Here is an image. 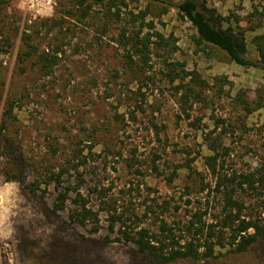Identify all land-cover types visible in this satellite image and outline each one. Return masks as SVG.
<instances>
[{
  "label": "rangeland",
  "instance_id": "obj_1",
  "mask_svg": "<svg viewBox=\"0 0 264 264\" xmlns=\"http://www.w3.org/2000/svg\"><path fill=\"white\" fill-rule=\"evenodd\" d=\"M77 1L11 0L7 18L13 24V45L0 55V118L9 92L23 95V100L7 138L0 139V264H154L133 245L116 240L118 235L108 230L110 214L140 213L145 205L163 200H169L171 207L182 205L189 174L185 165L191 159L192 167L213 182L203 165L208 154L204 133L216 136L226 131L221 139L229 148L230 167L256 166L264 157V107L245 114L233 100L239 91L250 101L264 93V70L240 66L201 42L174 5L163 12L158 2L117 0L112 15L94 6L81 20L62 17L59 11L66 7L81 9ZM200 1L217 20L226 19L223 27L239 26L245 55L260 59L264 0ZM146 7L144 21H135L133 14ZM30 23L39 29L36 41L42 47L62 48L49 76L38 72L32 60L25 62V73L15 70L21 32ZM124 30L129 36L140 32L152 42L149 70L143 74L126 64L120 36ZM133 58L136 61L137 55ZM180 66L191 73L192 87L200 93L191 109H182L176 82L166 75L169 68L179 71ZM138 88L143 110L132 122L127 112L133 102L124 100V93ZM187 112L189 119L184 116ZM116 113L124 116V123L115 120ZM193 119L196 129L189 124ZM79 141L94 145L93 154H86L87 165L80 168L84 172L80 189L88 206L99 213L96 232L91 225L68 219L70 200L65 209L54 211L57 190L54 184L41 182L47 169L57 170L74 157ZM69 183L76 181L65 176L62 185ZM160 209L157 214L169 221L185 211L162 214ZM106 234L110 242L104 240ZM215 262L264 264V239L245 254H220Z\"/></svg>",
  "mask_w": 264,
  "mask_h": 264
},
{
  "label": "trees",
  "instance_id": "obj_2",
  "mask_svg": "<svg viewBox=\"0 0 264 264\" xmlns=\"http://www.w3.org/2000/svg\"><path fill=\"white\" fill-rule=\"evenodd\" d=\"M78 0L80 8L66 7L59 11L63 16H72L81 20L89 14L94 6L105 8L111 15V7L117 0ZM158 2L166 12L169 6H175L178 12L186 18L195 29L198 39L224 52L228 58L243 67H257L264 70V46H258L259 60H253L245 55L246 41L243 30L239 26L221 25L206 3L200 0H179L170 3L168 0H147ZM11 0H0V55H4L12 47L11 29L13 25L7 18L11 10ZM78 11V12H77ZM77 12V13H74ZM132 14V13H131ZM148 14V8L139 10L133 14L135 21L143 22ZM264 15V11L261 12ZM118 16V13H114ZM45 24V23H44ZM149 26L152 27V23ZM40 35L39 29H35L32 23L24 26L21 32V46L16 57V71L25 73V62L32 60V65L44 76H49L59 62L62 52L60 46H41L36 38ZM120 36L127 58L126 64L135 65L139 72L149 70V52L151 40L149 37L140 36V32L129 36L122 31ZM128 49H126V47ZM137 60L134 61V56ZM166 75L169 81L174 83L178 102L182 109H191L194 102L199 99V91L192 87V77L189 71L180 66L179 71L175 67L168 69ZM190 77V79H187ZM196 79V78H194ZM124 93V100L132 101L129 105L128 120L136 122L137 112H141L143 93L140 88ZM9 92L1 112L0 139L7 138L10 126L18 117L17 111L21 109L23 95ZM138 95V96H133ZM233 100L241 105L245 114L264 107V93L259 92L257 99L250 101L244 91H239ZM190 118V113L184 115ZM115 120L124 123V116L116 113ZM194 129L198 128L195 119L189 122ZM212 136L210 132L204 133L203 140L208 154L203 156V165L206 175L212 178L211 182L205 177V173L195 170L191 160L185 165L188 181L184 186V201L182 205L169 206V200L161 203H149L143 210L131 212L126 215L123 212L109 215L108 230L115 232L118 242L128 243L134 246L136 252L146 256L154 264H218L215 260L220 254L242 255L250 251L264 239V157L256 166H248L244 169H236L229 165V148L221 139L222 134ZM93 144L81 145L76 143L74 157L60 164L57 170L47 169L43 175L44 186L54 184L57 195L53 201V210L65 209L70 200L72 208L68 211V219L79 225H91L92 231L100 228L99 213L88 206V201L82 193L80 186L84 180V172L81 167L87 165V153L93 154ZM57 149L53 148V152ZM85 151V152H84ZM74 158L78 159L75 163ZM82 158V159H80ZM95 160V158L93 159ZM130 165V164H128ZM157 172V167H152ZM138 170V169H136ZM140 171H136L139 173ZM41 175V174H40ZM69 176L76 181L75 185L69 183L64 187L63 178ZM175 173L168 177V183L173 181ZM16 179L17 177H11ZM72 182V181H70ZM69 195H72L71 199ZM182 198V196H181ZM173 199V198H172ZM155 207V208H154ZM164 214L173 209L175 212L185 210L178 218L169 221ZM184 207V209H182ZM108 212V211H107ZM155 215V216H153ZM151 218L153 220L151 221ZM150 219V220H149ZM149 220L150 223L145 221ZM148 222V221H147ZM104 240L110 242L109 235ZM225 250V252H223Z\"/></svg>",
  "mask_w": 264,
  "mask_h": 264
}]
</instances>
